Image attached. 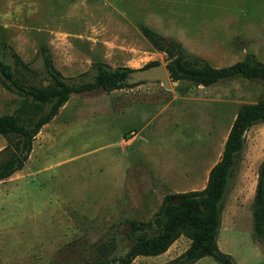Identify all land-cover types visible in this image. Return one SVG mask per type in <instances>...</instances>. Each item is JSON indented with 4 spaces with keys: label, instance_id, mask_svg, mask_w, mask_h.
<instances>
[{
    "label": "rangeland",
    "instance_id": "374dc122",
    "mask_svg": "<svg viewBox=\"0 0 264 264\" xmlns=\"http://www.w3.org/2000/svg\"><path fill=\"white\" fill-rule=\"evenodd\" d=\"M146 29L178 40L190 63L264 62V0H0V59L40 86L50 83L47 57L69 83L93 80L96 62L167 65ZM263 96L264 85L246 78L209 86L178 80L169 88L144 80L72 94L37 134L24 167L0 180V264H102L124 256L131 222L151 220L168 194L204 188L240 106ZM22 100L0 73V115ZM263 127L246 133L223 206L242 171L251 176L249 158H261ZM8 141L0 134V151ZM245 203L249 219L222 226L220 245L237 264H264L252 202ZM190 243L182 235L165 253L131 264H172ZM193 264L220 263L204 256Z\"/></svg>",
    "mask_w": 264,
    "mask_h": 264
},
{
    "label": "trees",
    "instance_id": "16d2710c",
    "mask_svg": "<svg viewBox=\"0 0 264 264\" xmlns=\"http://www.w3.org/2000/svg\"><path fill=\"white\" fill-rule=\"evenodd\" d=\"M152 43L167 53L166 65L171 81L188 80L209 86L224 79L246 78L264 85V62L253 57L229 66L214 67L205 60L190 63L180 42L149 29L145 30ZM158 64L151 62L148 67ZM50 83L40 86L26 83L16 77L11 65L0 59V73L4 84L23 98L11 113L0 115V134L8 137L7 146L0 151L7 157L0 162V180L22 169L33 149V142L42 127L49 123L74 93L104 90L106 92L143 83H129L134 69L125 66L111 67L96 62L91 81L69 83L46 58ZM264 123V96L254 103L240 106L225 141L222 155L210 169L207 184L202 189L189 190L165 196L160 209L149 221H132V245L124 256L112 258L102 264H131L140 255L156 256L166 252L182 235L191 241L189 247L172 264H193L204 256H212L220 264H237L233 256L218 246L223 197L227 181L244 148L249 130ZM259 176L252 205L255 237L264 246V159L259 166ZM177 198V201L173 199ZM93 264V263H86Z\"/></svg>",
    "mask_w": 264,
    "mask_h": 264
},
{
    "label": "crops",
    "instance_id": "0c3cea01",
    "mask_svg": "<svg viewBox=\"0 0 264 264\" xmlns=\"http://www.w3.org/2000/svg\"><path fill=\"white\" fill-rule=\"evenodd\" d=\"M258 124H260V123H257L255 125H258ZM255 125H253L248 130L247 134H251V132L254 130L252 132V135H255V133L257 131V130H255ZM263 129H264V127H263ZM254 142H256V141L254 140ZM244 148H245V144H244ZM261 155H262L261 158L260 157L259 158L258 157L255 158V157H252V156L249 158L248 171L251 172V176L248 177V175H247L245 177V175H244L245 171L244 170L242 171V174L240 176V181H239V183H240L239 188L236 189L231 194L232 197L230 198V200H228V202L225 204V206H223L222 215H221V220H222L221 223L222 224L220 226V229L225 224H228L229 228L230 227L234 228L236 226V222L239 219H243V218H248L249 219V215H248L249 208L248 209H244V206L246 205V206L249 207V203H245V202H247V201L250 202L251 201L252 202V204H251V212H252V205H253V201H254V196H255L257 182H258V176H259V173H258L259 166H260L261 162L264 159V144H263V152H262ZM256 162H258V163H256ZM212 167L213 166H211V168ZM209 172H210V170H209ZM249 172H247L246 174H249ZM208 176H209V174H208ZM243 179L244 180H248V181H243ZM207 180H208V177H207ZM244 211H245L246 217H244V214H243ZM224 217H226V221L224 220ZM224 221H225V223H224ZM252 225H253V213H252ZM218 246H219V248L222 251L232 255L234 257V259H235V256H234L233 252H231L230 250L222 248V246L220 245V241H219V235H218ZM199 260H197L196 262H198ZM196 262H194V263H196Z\"/></svg>",
    "mask_w": 264,
    "mask_h": 264
},
{
    "label": "water",
    "instance_id": "95a60500",
    "mask_svg": "<svg viewBox=\"0 0 264 264\" xmlns=\"http://www.w3.org/2000/svg\"><path fill=\"white\" fill-rule=\"evenodd\" d=\"M129 83H136L144 80H160L166 87H171L170 73L164 63H158L141 69H136L130 73ZM248 130L244 131V136Z\"/></svg>",
    "mask_w": 264,
    "mask_h": 264
}]
</instances>
